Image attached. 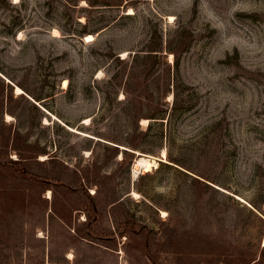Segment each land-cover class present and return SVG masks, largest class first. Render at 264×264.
<instances>
[{
	"label": "rangeland",
	"instance_id": "rangeland-1",
	"mask_svg": "<svg viewBox=\"0 0 264 264\" xmlns=\"http://www.w3.org/2000/svg\"><path fill=\"white\" fill-rule=\"evenodd\" d=\"M263 243L264 0H0V264H264Z\"/></svg>",
	"mask_w": 264,
	"mask_h": 264
},
{
	"label": "bare ground",
	"instance_id": "bare-ground-1",
	"mask_svg": "<svg viewBox=\"0 0 264 264\" xmlns=\"http://www.w3.org/2000/svg\"><path fill=\"white\" fill-rule=\"evenodd\" d=\"M17 1L18 0H14V2H17ZM57 33H58L57 30L54 29L53 35H58ZM92 39H93V36L90 34H87L85 36L86 41H90ZM65 85H66V81L63 82V86H65ZM16 93L17 94L22 93V89L19 87H16ZM7 118L9 120L10 116L7 115ZM84 122L85 123L89 122V118H85ZM162 157L163 158L165 157V150L162 151ZM153 167H157V160L155 159V157L153 158L151 156L139 155V157H137V159L134 161L133 166H132L133 177H136V175L139 173L140 169L143 170L144 172H147V171L151 170ZM49 193L50 192H48V197H50ZM162 213H164V212H162ZM263 246H264V243H263ZM68 257L72 258V254L69 253Z\"/></svg>",
	"mask_w": 264,
	"mask_h": 264
},
{
	"label": "trees",
	"instance_id": "trees-1",
	"mask_svg": "<svg viewBox=\"0 0 264 264\" xmlns=\"http://www.w3.org/2000/svg\"><path fill=\"white\" fill-rule=\"evenodd\" d=\"M18 162H19V161H16L15 164L17 165ZM20 162H21V161H20ZM21 167H22V166H21ZM17 172H19V171H17ZM22 172H23L22 174L20 173L22 177H23V176H25V177H29V175H23V174L25 173V172H24V167H22ZM34 178H36V177H34ZM261 251L264 252V249H261Z\"/></svg>",
	"mask_w": 264,
	"mask_h": 264
}]
</instances>
